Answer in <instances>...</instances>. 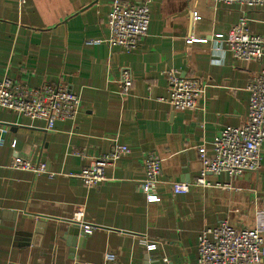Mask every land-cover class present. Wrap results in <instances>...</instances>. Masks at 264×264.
<instances>
[{
  "label": "crops",
  "instance_id": "1",
  "mask_svg": "<svg viewBox=\"0 0 264 264\" xmlns=\"http://www.w3.org/2000/svg\"><path fill=\"white\" fill-rule=\"evenodd\" d=\"M111 2L0 0V77L30 88L59 82L80 96L76 116L50 130L0 107V264H196L205 228L226 221L264 235V144L257 171L208 174L209 186L186 193L170 188L195 181L199 151L211 156L213 137L243 122L247 82L264 59H234L224 40L241 15L259 32L260 10L216 0H153L147 35L126 51L104 41ZM190 36L200 41L191 43ZM123 67L133 77L128 96L119 95L116 83ZM168 71L205 85L194 110L158 100L168 94ZM115 141L130 153L105 168L102 182L86 187L76 174ZM151 152L162 159L157 202L138 189L142 159ZM14 156L43 161L53 176L13 169ZM78 211L97 226L90 234L70 232L66 220Z\"/></svg>",
  "mask_w": 264,
  "mask_h": 264
},
{
  "label": "built area",
  "instance_id": "2",
  "mask_svg": "<svg viewBox=\"0 0 264 264\" xmlns=\"http://www.w3.org/2000/svg\"><path fill=\"white\" fill-rule=\"evenodd\" d=\"M23 1V0H20ZM153 0H112L107 15L108 37L104 40L110 46H118L126 51L134 49L140 38L147 35L150 23V4ZM226 5L239 4L257 7L261 12V29L252 32L248 27L249 18L239 16L230 26L224 40L227 51L234 59L260 62L264 59V0H216ZM196 17L197 14L193 12ZM191 43L200 38L190 36ZM100 42V41H93ZM218 49L219 44L214 43ZM168 94L159 97V101L169 103L173 110H194L203 96L205 85L188 77H180L172 71L166 74ZM118 93L128 96L132 88L133 77L128 67L119 71L116 80ZM249 100L246 115L239 126L222 128L211 143L212 155L207 156L202 149L198 153L201 164L199 176L192 183L171 182L173 193H186L191 186H209L205 177L208 174H225L228 178L236 177L245 171H257L261 166V151L264 144V65L249 78L246 87ZM0 107L30 119H39L50 130L56 121L73 119L80 108V96L70 91L62 83H42L30 88L14 82L10 77H0ZM3 139L0 137V145ZM12 147L14 144L12 143ZM130 148L118 141L110 146L108 152L99 155L89 165L81 168L76 176L86 187H92L105 179L104 170L112 166L123 155L129 154ZM162 159L156 153H147L142 159L143 177L138 189L147 202L160 200L156 193ZM13 169L27 170L34 174L48 173L46 163L29 158L14 156L10 162ZM219 185V184H217ZM72 222L79 224L85 234H90L97 226L82 221L81 213H75ZM144 243H146L144 241ZM155 244L146 243L148 250ZM106 260H113L114 255L106 253ZM264 260V235L259 227L236 228L226 221L201 231L197 237L196 264H257Z\"/></svg>",
  "mask_w": 264,
  "mask_h": 264
},
{
  "label": "water",
  "instance_id": "3",
  "mask_svg": "<svg viewBox=\"0 0 264 264\" xmlns=\"http://www.w3.org/2000/svg\"><path fill=\"white\" fill-rule=\"evenodd\" d=\"M66 222H70V225H72V227L70 228V232L73 233L74 235L76 234H80L82 236L85 235V233L80 229L79 224L76 222H72L71 220H66Z\"/></svg>",
  "mask_w": 264,
  "mask_h": 264
}]
</instances>
